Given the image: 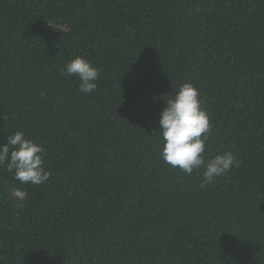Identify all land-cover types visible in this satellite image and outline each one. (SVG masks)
<instances>
[{
	"label": "trees",
	"instance_id": "obj_1",
	"mask_svg": "<svg viewBox=\"0 0 264 264\" xmlns=\"http://www.w3.org/2000/svg\"><path fill=\"white\" fill-rule=\"evenodd\" d=\"M185 82L206 157L239 161L204 187L160 156ZM18 130L51 177L0 164V264H264V0H0V145Z\"/></svg>",
	"mask_w": 264,
	"mask_h": 264
},
{
	"label": "clouds",
	"instance_id": "obj_2",
	"mask_svg": "<svg viewBox=\"0 0 264 264\" xmlns=\"http://www.w3.org/2000/svg\"><path fill=\"white\" fill-rule=\"evenodd\" d=\"M99 71L91 61L81 56H75L60 69L61 75L77 76L80 82L78 90L85 94L96 90ZM201 103L195 86L185 82L165 102L158 123L162 160L187 175L203 169L201 187H204L239 167V161L231 151L206 157L205 145L211 123ZM45 155L42 145L19 130L8 135L7 142L0 145V164L6 162L7 170L13 172L21 184L42 185L50 179L51 171L44 166Z\"/></svg>",
	"mask_w": 264,
	"mask_h": 264
}]
</instances>
